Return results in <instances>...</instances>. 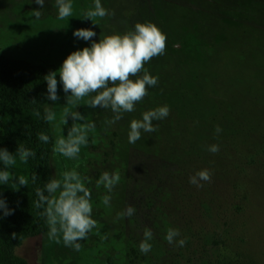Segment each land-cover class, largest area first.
Masks as SVG:
<instances>
[{"label":"rangeland","instance_id":"374dc122","mask_svg":"<svg viewBox=\"0 0 264 264\" xmlns=\"http://www.w3.org/2000/svg\"><path fill=\"white\" fill-rule=\"evenodd\" d=\"M101 3L110 14L98 26L83 18L94 0H72L73 17L64 20L56 0H45L43 8L35 0H0V53L51 64L53 71L71 52L131 31L137 22L155 23L167 35L165 54L145 64L157 85L135 112L111 125L109 109L83 101L77 108L65 105L57 72L59 100L46 104L57 115L50 122L54 144L73 123L95 127L78 159L52 149V177L79 172L92 194L97 224L79 250L50 240L48 229L24 240L15 253L27 264H264V0ZM78 28H93L97 35L78 39L73 36ZM163 105L170 113L153 122L158 130L130 144V121ZM65 107L84 120L69 118L63 125ZM212 144L219 145L218 153L207 150ZM202 169L213 175L198 188L189 177ZM104 172L120 176L112 192L98 184ZM106 195L110 205L103 204ZM129 205L135 214L120 217ZM146 228L153 238L144 254L139 244ZM170 228L179 230L177 240L186 238L185 246L167 243Z\"/></svg>","mask_w":264,"mask_h":264},{"label":"clouds","instance_id":"9594fccd","mask_svg":"<svg viewBox=\"0 0 264 264\" xmlns=\"http://www.w3.org/2000/svg\"><path fill=\"white\" fill-rule=\"evenodd\" d=\"M39 8H43L45 0H35ZM58 7V18L61 20L73 17L72 0H56ZM109 10L102 6L101 0H94V7L83 13L84 19H90L94 25L97 20L109 15ZM35 17L41 16L40 11L34 12ZM97 33L93 28H78L74 30L73 36L85 41L92 40ZM167 46V35L152 22H137L133 30L124 33L114 32L100 38L99 41L92 40L90 47L71 52L56 70L49 72L44 79L47 81V99L55 102L59 100L57 72H59L60 83L66 94V104L77 108L83 104L91 108L109 109L114 113V119L106 121L109 125L123 118V114L136 111V105L143 101L148 95L150 87L158 83V77L149 74L145 70V64L154 57L165 54ZM141 73H143L141 75ZM94 94V95H93ZM88 99H85V98ZM170 113L168 105L158 106L154 109L144 111L141 119L130 121L128 142L135 144L142 138L143 133H153L158 130L154 121L166 118ZM73 122L84 120L79 111H73L68 107L63 109L61 117L63 125L68 124V119ZM44 119L55 122L56 112L51 107L45 108ZM95 127L94 123L79 126L73 123L68 128L66 137L59 136L55 140L53 151L56 154L71 160L79 158L81 148L88 144L90 131ZM222 129L217 126L216 133ZM39 139L45 143L50 137L41 133ZM207 150L213 154L219 152L218 144L209 145ZM17 153L22 162H27L29 157L35 153L24 147H18ZM0 162L4 165L0 169V184L27 185L23 178L15 177L9 170L16 164V157L6 148L0 149ZM213 173L209 169L197 171L189 177V183L202 187V182H211ZM15 178V180H14ZM36 179L35 175L32 177ZM118 174L110 175L104 172L98 181L109 192L119 183ZM17 188V187H16ZM47 192V195L45 194ZM35 202L37 208L44 207L46 222L49 226L48 237L50 240L79 250L80 241L86 239L95 228L97 221L92 217L93 205L92 194L82 182V178L76 170L65 171L60 179H51L44 189L37 188ZM111 196L103 198V204L110 205ZM136 208L129 205L120 217H132ZM13 214V210L7 206L4 198L0 197V218ZM15 238V233L12 234ZM180 232L176 228L167 230L165 240L168 244H176L183 247L186 238L177 237ZM153 238L150 229H145L144 240L139 244L142 253L151 251L152 245L149 241Z\"/></svg>","mask_w":264,"mask_h":264},{"label":"trees","instance_id":"16d2710c","mask_svg":"<svg viewBox=\"0 0 264 264\" xmlns=\"http://www.w3.org/2000/svg\"><path fill=\"white\" fill-rule=\"evenodd\" d=\"M52 71L51 64L16 59L0 53V149L12 152L16 164L9 170L15 177L27 181V185L0 184V197L13 210V214L0 218V264H27L15 253V249L27 238L49 229L43 215L44 207L37 208L35 202L38 200L36 189L43 190L53 179L50 156L54 147V132L50 122L44 119L49 101L44 77ZM41 133L50 137L49 142L39 139ZM18 147L33 151L35 156L29 157L26 163L22 162L17 153ZM3 168L0 162V169ZM34 175L35 180L32 179Z\"/></svg>","mask_w":264,"mask_h":264},{"label":"flooded vegetation","instance_id":"af4514ba","mask_svg":"<svg viewBox=\"0 0 264 264\" xmlns=\"http://www.w3.org/2000/svg\"><path fill=\"white\" fill-rule=\"evenodd\" d=\"M175 47V46H174ZM181 49V48H180Z\"/></svg>","mask_w":264,"mask_h":264}]
</instances>
